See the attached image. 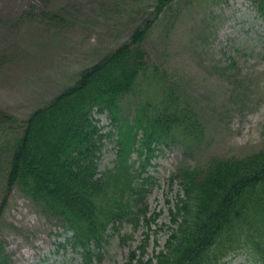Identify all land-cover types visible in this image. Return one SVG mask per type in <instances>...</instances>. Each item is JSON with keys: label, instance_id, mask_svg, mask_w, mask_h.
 Masks as SVG:
<instances>
[{"label": "rangeland", "instance_id": "obj_1", "mask_svg": "<svg viewBox=\"0 0 264 264\" xmlns=\"http://www.w3.org/2000/svg\"><path fill=\"white\" fill-rule=\"evenodd\" d=\"M0 0V243L8 264H81L62 248V230L6 185L9 147L28 116L76 82L80 73L150 28L142 43L148 70L120 98L124 118L141 106L169 102L197 128L175 134L155 152L147 175L146 218L123 220L96 248L94 264H125L145 245L146 258L162 249L171 225L181 174L200 173L215 160H245L264 144V24L252 0ZM105 132L107 115H96ZM98 170L114 166L108 140ZM135 160V155H132ZM231 249V248H227ZM238 243L220 264H253Z\"/></svg>", "mask_w": 264, "mask_h": 264}, {"label": "trees", "instance_id": "obj_2", "mask_svg": "<svg viewBox=\"0 0 264 264\" xmlns=\"http://www.w3.org/2000/svg\"><path fill=\"white\" fill-rule=\"evenodd\" d=\"M173 0H157V10ZM264 23V0H252ZM150 28L85 68L72 86L32 112L9 148L6 184L16 186L69 236L64 246L81 251L83 264L99 259L93 248L106 242L109 225L146 217L147 167L175 134L194 137V124L160 101L124 118L120 98L148 70L142 43ZM106 114L112 130L96 118ZM2 120L11 117L0 111ZM117 147L115 166L100 172L105 142ZM264 141V140H263ZM135 155V160H132ZM172 226L163 248L146 258L145 245L126 264H217L238 243L255 264H264V145L245 160H215L200 173L181 174ZM231 248V249H227ZM7 256L0 243V264Z\"/></svg>", "mask_w": 264, "mask_h": 264}]
</instances>
